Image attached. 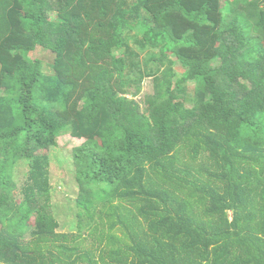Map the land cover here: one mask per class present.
<instances>
[{"label": "trees", "instance_id": "obj_1", "mask_svg": "<svg viewBox=\"0 0 264 264\" xmlns=\"http://www.w3.org/2000/svg\"><path fill=\"white\" fill-rule=\"evenodd\" d=\"M134 32L159 53L141 100ZM66 133L78 233L54 206ZM1 225L0 264H264V0H0Z\"/></svg>", "mask_w": 264, "mask_h": 264}, {"label": "rangeland", "instance_id": "obj_2", "mask_svg": "<svg viewBox=\"0 0 264 264\" xmlns=\"http://www.w3.org/2000/svg\"><path fill=\"white\" fill-rule=\"evenodd\" d=\"M224 6L229 7L235 0H222ZM54 20L57 17L53 16ZM130 49L138 55L136 61H130L136 66H139V70H136L134 74H130V80H136L139 75H145L147 77L142 81V90L137 100L144 99L146 96L153 93V76L157 74L158 68L155 66L153 59L158 57V50H151L138 46V34H129ZM140 38V37H139ZM32 60H41L48 65H53L55 62V55L49 50L39 48L36 52L29 55ZM158 75V74H157ZM192 88H195V84H191ZM130 91H137V84L130 88ZM85 140L73 138L70 133L64 134L59 139V147L53 148L49 153L52 158L51 178L53 184L54 194V206L57 220L60 224L59 231L64 233L80 232L79 222L83 220L86 222L87 218L83 216L80 218L78 214L80 209L77 206V199L79 197V185L77 182V167L75 165V154L80 149ZM31 165L29 162H23L17 165L14 174L13 182L17 186L16 196L20 198L21 190L26 186L29 180ZM21 193V195H20ZM99 220V218H97ZM34 218L31 220V226L34 225ZM2 227V225L0 226ZM87 228V227H86ZM86 230L88 233L90 231ZM107 231V229H106ZM87 233V234H88ZM119 236H122L120 230H116ZM88 236V235H87ZM90 239V238H89ZM93 239H90L87 243V247L90 248Z\"/></svg>", "mask_w": 264, "mask_h": 264}]
</instances>
